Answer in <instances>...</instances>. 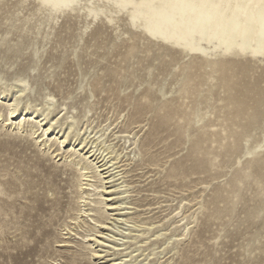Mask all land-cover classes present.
Wrapping results in <instances>:
<instances>
[{"label":"rangeland","instance_id":"374dc122","mask_svg":"<svg viewBox=\"0 0 264 264\" xmlns=\"http://www.w3.org/2000/svg\"><path fill=\"white\" fill-rule=\"evenodd\" d=\"M76 1L74 11L54 13L37 0H0V92H5L0 106L5 108L13 86L26 80L31 90L20 109L41 108L53 95L49 118L62 122L73 116L74 131L82 134L88 126L120 154L122 179L116 182L124 181L121 190L127 193L112 198L128 209L105 210L106 195L98 190L86 208L92 209L91 218L109 223L104 239L124 242L121 249H127L116 252L96 243L92 250L105 251L104 261L146 249L136 258L145 264H264V118L249 137L241 135L238 146L228 135L240 133L244 124L228 120V86L258 78L264 93V59L260 64L249 54L206 55L217 64L247 63L246 75L230 65L206 66L132 27L131 8L121 10L118 0ZM88 5L96 18L87 14ZM254 92L248 107L263 113L264 94ZM62 105L66 110L57 114ZM73 143L78 140L69 139L65 151ZM51 151L0 123V264L100 262L90 259L91 247L81 239L94 229L90 217L89 227L70 226L73 236L62 235L76 208L78 175ZM118 213L131 221L127 227L112 223ZM119 230L127 237L122 242ZM58 241L69 245L58 247Z\"/></svg>","mask_w":264,"mask_h":264},{"label":"bare ground","instance_id":"6f19581e","mask_svg":"<svg viewBox=\"0 0 264 264\" xmlns=\"http://www.w3.org/2000/svg\"><path fill=\"white\" fill-rule=\"evenodd\" d=\"M37 1L41 6L51 8L54 13L66 10L74 11V6L77 4L76 0ZM117 5H119L121 10L131 8L128 18L132 27L141 28L148 37L159 38L163 44H170L183 49L186 55L200 59V63L206 66L224 68L226 65H230L229 67L233 66L238 75H246L249 70L251 71L247 63L244 64L240 63L239 60H233L217 64L211 60L209 61L206 55H211L212 53H221L222 55L231 53L237 55L249 54L254 63L260 64L261 59H264V0H139V2L135 0H118ZM84 9H86L88 15L94 18L98 16L97 12L90 8L89 5ZM110 17L112 18V16ZM110 17L107 18V22L112 24L113 20ZM200 63L197 66H201L202 64ZM233 63L235 65H232ZM252 80L250 83L246 82L245 84L239 83L241 82L239 80V82H233L228 86V90L232 92L229 97L231 99H228V105L232 106V110L229 113V119H227L232 121V123L237 119H240L241 122L244 121L242 122L244 124L240 126V133L228 132L229 137L235 139L233 143L236 145L235 142H237V146L239 145V140L242 139L241 135L244 134V137H249L247 132L254 128L261 118H264V112H259L258 106L248 107V94L250 92L257 90L254 92L256 97L264 94L262 90L258 89V78L257 80L254 79L253 82ZM13 89H16V91L12 99L9 100L10 102L8 101L5 108L0 106V123L2 127L11 132L26 133L40 148L42 147V150L46 149L47 152H50L56 144V147L51 151L52 155L55 154L54 158L59 156L58 161L69 162L76 168L78 175L76 188L79 194L76 199V208L71 209L73 214L69 217V222L63 225L62 231L64 233L62 235L68 236L66 238H71L74 228L77 230L82 229L83 226L89 227L88 222L85 220L90 217L88 221L94 222V229L88 228V233L81 236V239L83 243L91 247L89 252L90 259L100 260L99 263L95 264H145L137 261L136 258L143 256L142 253L146 249H143L139 256L132 255L134 252L132 251L125 253L119 259H109L108 261L103 260L108 257L103 255L105 251L92 250L96 243L100 244V246L104 243L110 244V247L106 245V248L116 252L127 249H121L125 245L122 240L127 238L125 233H122L124 230H119L124 235L120 239L122 244L106 241L104 237H109L108 235L111 233L109 223L96 221L91 218L92 209L86 208L94 203L90 198L92 192L95 193L98 190L100 196L106 195L104 200L105 210L120 212L128 209L122 207L125 204L123 200L112 198L116 194L127 193V190H121L127 187L124 185V181L116 182L122 179V170H120V166H117L120 154L115 153L110 145H106L104 139L101 138L102 135L97 136V133L92 135V131L88 129V126L82 134L80 131H74L75 118L73 116H67L62 122L58 121L55 116L49 118L55 105L53 95L46 96V101L41 108H38L39 106L30 108L26 104L20 109L19 105L22 97L31 90L29 83L26 80L19 81L13 86ZM4 93V91L0 92V95L2 96ZM249 103L251 104V102ZM65 110L66 108L62 105V109L57 114ZM67 114L68 112L65 113V115ZM184 118L189 125L191 122L190 118L188 116ZM56 125L57 127L54 128ZM57 128H59V131L55 133ZM71 138H76L78 144H71L70 150L65 151V148H67L65 144ZM195 139H198V137ZM206 140L203 138L200 141ZM94 174L100 177V186L95 185L96 177ZM114 182L117 184L105 187ZM113 188L115 189L112 191ZM116 189H120L119 193H115L117 192L115 191ZM118 214L112 223L117 224L116 222L120 221L122 225L127 227L131 221L128 218H124L123 213ZM105 220L110 219L107 217ZM70 226H73V229ZM116 229L118 230L117 227ZM91 232L93 234H89ZM77 234L74 233V236ZM159 235L158 233L157 236ZM58 243V247L69 245V241H58ZM98 246L96 245L94 249ZM136 251L139 250L137 249ZM133 258L134 260L132 261ZM143 260L146 261L147 258L144 257Z\"/></svg>","mask_w":264,"mask_h":264}]
</instances>
